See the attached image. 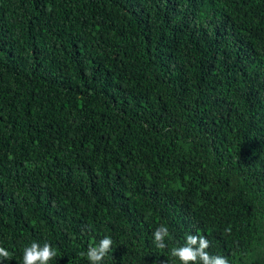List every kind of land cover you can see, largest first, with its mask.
<instances>
[{
	"label": "trees",
	"instance_id": "obj_1",
	"mask_svg": "<svg viewBox=\"0 0 264 264\" xmlns=\"http://www.w3.org/2000/svg\"><path fill=\"white\" fill-rule=\"evenodd\" d=\"M197 232L264 264V0H0L3 264L105 236L103 264H173Z\"/></svg>",
	"mask_w": 264,
	"mask_h": 264
},
{
	"label": "clouds",
	"instance_id": "obj_2",
	"mask_svg": "<svg viewBox=\"0 0 264 264\" xmlns=\"http://www.w3.org/2000/svg\"><path fill=\"white\" fill-rule=\"evenodd\" d=\"M225 232L230 233L231 228H226ZM153 243L156 248L164 249L167 243L174 238L165 224H161L153 232ZM113 240L110 236H105L98 243L91 242L86 252L89 264H103L105 257L112 251ZM211 246L210 241L204 235L187 234L185 242L182 245H176L171 248V257L175 258L179 264H229L227 257L220 254H211L207 249ZM81 255H85L81 253ZM13 253L5 247L0 246V264L3 261L10 260ZM57 256V250L49 243L45 242L41 246L37 242H32L23 250L22 264H49ZM173 261V264H175Z\"/></svg>",
	"mask_w": 264,
	"mask_h": 264
}]
</instances>
